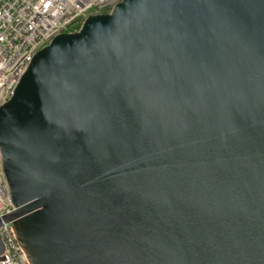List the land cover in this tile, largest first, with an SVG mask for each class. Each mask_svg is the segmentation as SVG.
I'll list each match as a JSON object with an SVG mask.
<instances>
[{
  "label": "water",
  "instance_id": "95a60500",
  "mask_svg": "<svg viewBox=\"0 0 264 264\" xmlns=\"http://www.w3.org/2000/svg\"><path fill=\"white\" fill-rule=\"evenodd\" d=\"M0 153L30 264H264V0L88 17L0 107Z\"/></svg>",
  "mask_w": 264,
  "mask_h": 264
},
{
  "label": "built area",
  "instance_id": "2783aa9c",
  "mask_svg": "<svg viewBox=\"0 0 264 264\" xmlns=\"http://www.w3.org/2000/svg\"><path fill=\"white\" fill-rule=\"evenodd\" d=\"M123 0H0V107L7 103L33 57L55 37L79 31L93 15L111 13ZM14 211L0 153V264H30L13 225Z\"/></svg>",
  "mask_w": 264,
  "mask_h": 264
}]
</instances>
